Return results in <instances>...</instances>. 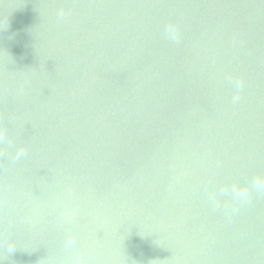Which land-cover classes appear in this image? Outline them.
<instances>
[{"label": "water", "instance_id": "obj_1", "mask_svg": "<svg viewBox=\"0 0 264 264\" xmlns=\"http://www.w3.org/2000/svg\"><path fill=\"white\" fill-rule=\"evenodd\" d=\"M0 264H264V0H0Z\"/></svg>", "mask_w": 264, "mask_h": 264}, {"label": "clouds", "instance_id": "obj_2", "mask_svg": "<svg viewBox=\"0 0 264 264\" xmlns=\"http://www.w3.org/2000/svg\"><path fill=\"white\" fill-rule=\"evenodd\" d=\"M58 15H59L60 17H63L64 13L61 11ZM165 34H166V36H167L169 39H171V40H173V41H177V40H178L179 33H178V31H177L174 27H172V26H168V27H166V29H165ZM237 87H239V84H237ZM234 99H235V98H234ZM23 155H25V153H24L23 151L18 152L17 155H16V159H17V160L20 159ZM234 191H235V190H234ZM244 195H246V193H243V192H236V196H237V198H241V197H243ZM70 243H71V242H69V246H70Z\"/></svg>", "mask_w": 264, "mask_h": 264}]
</instances>
